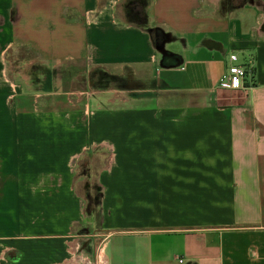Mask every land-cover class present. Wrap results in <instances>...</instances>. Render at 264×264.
Instances as JSON below:
<instances>
[{"label":"crops","instance_id":"0c3cea01","mask_svg":"<svg viewBox=\"0 0 264 264\" xmlns=\"http://www.w3.org/2000/svg\"><path fill=\"white\" fill-rule=\"evenodd\" d=\"M128 1L0 0V264H264V0Z\"/></svg>","mask_w":264,"mask_h":264},{"label":"built area","instance_id":"2783aa9c","mask_svg":"<svg viewBox=\"0 0 264 264\" xmlns=\"http://www.w3.org/2000/svg\"><path fill=\"white\" fill-rule=\"evenodd\" d=\"M230 60L232 64L229 66H225L222 78L218 83V87L241 89L245 87L248 82H251V84H253L255 79L253 67L238 64V56L236 54H231Z\"/></svg>","mask_w":264,"mask_h":264},{"label":"rangeland","instance_id":"374dc122","mask_svg":"<svg viewBox=\"0 0 264 264\" xmlns=\"http://www.w3.org/2000/svg\"><path fill=\"white\" fill-rule=\"evenodd\" d=\"M82 169L79 171L80 177L79 178H84L83 184V190H84V195H85V212L86 209L90 206L92 202V209L96 210V212L99 210L98 206L101 204V198L99 199V192H100V187L97 182V180L94 177L95 172L92 170L91 173L89 174L88 170L86 171ZM94 173V174H93ZM93 175V176H92ZM90 197V198H89ZM89 199V200H88ZM98 205V206H97ZM93 218H95V225L88 227L85 229V235L86 236H94L96 234V227L99 226L100 221L97 220L96 214L90 213Z\"/></svg>","mask_w":264,"mask_h":264},{"label":"trees","instance_id":"16d2710c","mask_svg":"<svg viewBox=\"0 0 264 264\" xmlns=\"http://www.w3.org/2000/svg\"><path fill=\"white\" fill-rule=\"evenodd\" d=\"M148 4V0H129L128 8H127V16L131 22L140 27H146L148 24V20L145 13V7ZM151 34L155 43L158 44L161 38V34L158 30L152 29ZM90 198V197H89ZM101 198V193L99 192V199ZM89 200V199H88ZM98 206V205H97ZM99 210L92 209V202L88 209H86V213L96 214L97 220H101V210L100 205L98 206Z\"/></svg>","mask_w":264,"mask_h":264}]
</instances>
